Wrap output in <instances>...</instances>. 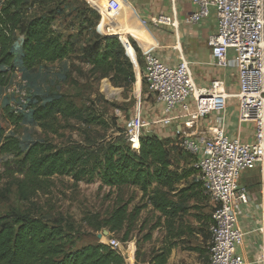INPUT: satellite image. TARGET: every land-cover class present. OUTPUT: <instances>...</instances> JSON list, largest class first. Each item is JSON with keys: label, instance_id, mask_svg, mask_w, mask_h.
Listing matches in <instances>:
<instances>
[{"label": "trees", "instance_id": "obj_1", "mask_svg": "<svg viewBox=\"0 0 264 264\" xmlns=\"http://www.w3.org/2000/svg\"><path fill=\"white\" fill-rule=\"evenodd\" d=\"M28 9V0H0V93L10 84L17 70L28 72L44 63L62 61L76 50L72 37L65 38L54 28L55 12L29 17ZM98 9L102 20L94 10L90 22L94 36L82 47L81 57L93 69L103 70L106 76L114 72L115 84L132 82L134 64L119 39L128 41L126 35L120 31H110L104 36L97 33L95 28L101 29L111 19L107 11ZM18 33L23 39L20 52L16 54ZM134 52L132 45H127V53L132 58ZM17 104L23 111L10 108L6 114L15 126L28 113L43 130L55 134L67 127L61 125V121L78 120L87 127L109 125L101 116L77 106L67 94L48 100L38 98L33 102L26 97V103L17 100ZM0 154L13 155L5 161L0 173V201L6 200L16 187L21 200L32 202L38 194L51 188L54 176H71L75 183L99 178L102 187L111 189L138 187L142 199L147 200L143 207L151 205L159 211V223L164 220L167 226L163 246L153 254L151 264H167L171 250L178 244L176 239L183 236L180 228L173 232L174 225L184 219L189 207L187 201L197 194L192 193L191 185L179 187L187 174L172 168L169 142L157 134L148 136L144 133L139 151L133 150L121 135L110 140L87 135L83 142L64 147L46 139L32 143L26 150L22 149L16 136L9 135L3 136ZM141 207L130 211L128 202L117 205L100 221L98 229H108L110 233L123 231L122 241L127 242ZM70 231L62 220L51 225L40 214L29 211L0 216V264H127L118 250L104 243L73 248ZM145 237L149 239L150 233ZM128 248L131 254L135 252L134 244L130 243ZM186 249L202 251L198 246ZM136 256L138 260L139 250Z\"/></svg>", "mask_w": 264, "mask_h": 264}, {"label": "rangeland", "instance_id": "obj_2", "mask_svg": "<svg viewBox=\"0 0 264 264\" xmlns=\"http://www.w3.org/2000/svg\"><path fill=\"white\" fill-rule=\"evenodd\" d=\"M32 2L33 0H28V16L55 12L54 28L65 38L71 36L76 42V50L62 61L44 63L28 72L23 69L17 70L10 84L0 93V143L3 141V136L9 135L16 136L24 150L32 143L46 139L53 141L59 147H64L73 142H83L87 135L94 139L105 140L121 135L127 141V123L135 116L142 118L147 102L153 101V96L149 94L143 77L145 63L142 47L144 46L121 24L112 20H107L101 29L98 26L95 28L97 33L103 36L109 35L110 31L124 33L128 40L125 42H129L135 50L133 58L134 60L137 58V61L133 63L134 80L115 84L117 77L114 72L106 76L103 70L93 69L81 57L82 47L94 36L90 24L94 18V10L100 14V21L102 20V14L90 0ZM123 3L134 9L128 0H123ZM123 24L126 27L124 20ZM22 39L18 33L14 49L16 54L20 52ZM59 94L69 95L77 106L87 113L101 116L108 121L109 125L87 127L78 120H70L68 123L61 121V125H67V127H62L59 133L55 134L43 130L30 113L18 126L11 124L7 119L6 114L10 112V108L15 110L18 107L17 100L26 99V97L31 102L38 98L48 100ZM148 130L151 129H144L142 134L144 135ZM170 149L172 168L187 174L179 187L191 185L192 193H197L187 201L189 207L184 219L177 221L174 225V233L178 228L183 230V237L180 240L176 239L175 242L178 241L177 243H180L184 250L190 252L195 251L186 248L203 246L202 253H206L208 248L205 244L210 237L213 206L202 191L195 156L184 151L179 144L170 146ZM12 158L11 154H0V173L5 161ZM246 173L248 172L242 174V178ZM52 180L51 188L38 194L32 202L21 200L14 187L9 197L0 201V216L29 211L31 214H40L51 225L62 220L71 230L73 248L117 239L121 243L119 252L124 256L127 264L129 262L126 259L125 249L130 243L135 245V252L129 260L133 264H151L153 254L163 246L167 236V226L164 220L159 223L160 215L151 205L143 207L147 200L142 199V192L138 187L124 186L112 189L107 186L102 187L99 178L78 183H75L71 176H54ZM123 202H128L130 211L137 206H142L127 242L122 241L123 231L109 232L105 235L104 230L108 229H98L100 221L108 217L114 208ZM149 233L151 237L147 239L145 236ZM137 250H139L138 260Z\"/></svg>", "mask_w": 264, "mask_h": 264}, {"label": "built area", "instance_id": "obj_3", "mask_svg": "<svg viewBox=\"0 0 264 264\" xmlns=\"http://www.w3.org/2000/svg\"><path fill=\"white\" fill-rule=\"evenodd\" d=\"M193 4L195 11L184 18L189 24L207 18L214 9L218 29L209 38L213 62L237 67L239 89L234 96L240 120L255 124L253 140L230 137L219 125L210 127L208 134L200 132L202 119L226 106L231 94L225 82L215 80L209 87H199L188 61L183 59L171 67L151 52L143 53V77L149 94L163 104L166 116L153 122L133 117L127 123V140L133 150L139 151L144 129L180 122V128H175L178 144L195 156L201 188L213 206L206 264H244V258L236 252L245 235L239 218L243 206L251 200L248 188L241 184L244 172L259 170L261 175L259 231L264 239V0H193ZM152 24L177 26V21L161 14ZM230 49L235 52L232 60L228 59ZM136 59L131 58L133 63ZM20 101L26 103L24 98ZM15 111H23V107L18 105ZM102 243L118 251L121 247L117 239Z\"/></svg>", "mask_w": 264, "mask_h": 264}, {"label": "crops", "instance_id": "obj_4", "mask_svg": "<svg viewBox=\"0 0 264 264\" xmlns=\"http://www.w3.org/2000/svg\"><path fill=\"white\" fill-rule=\"evenodd\" d=\"M90 2L95 7L107 11L111 16L110 20L121 24L127 32L132 33L145 47H142V55L144 52H151L171 67L177 66L185 59L189 62L194 82L199 87H209L215 80L225 82L231 96L224 108L212 110L202 119L198 127L200 132L207 133L210 127L219 125L230 137H237L246 142L253 140L255 124L252 121L240 120L238 100L234 96L239 89L237 67L235 65L221 67L213 62L209 38L216 34L218 29L214 9L207 18L198 23L189 24L184 21V18L195 11L193 0H128L136 11L123 3V0H90ZM161 14L172 16L177 21V26L167 24L154 26L153 19ZM123 20L126 22V27L125 23L122 25ZM234 57L235 52L230 49L228 59L232 60ZM164 116L166 114L163 104L153 97V101L147 102L142 118L153 122ZM175 124L166 127L152 125L147 129L153 130L161 138H166L170 147L179 143L175 128H180V122ZM241 184L248 188L251 200L249 205L243 206V212L239 218L245 235L243 242L236 245V252L242 255L244 264H264V239L259 231L262 225L260 210L262 186L259 170L248 171L241 178ZM157 213L161 215L159 211ZM209 241L210 237L206 244L204 243L207 248ZM198 247L202 248L201 252H190L184 250L178 243L171 250L167 264H206L208 252L202 253L203 246Z\"/></svg>", "mask_w": 264, "mask_h": 264}, {"label": "water", "instance_id": "obj_5", "mask_svg": "<svg viewBox=\"0 0 264 264\" xmlns=\"http://www.w3.org/2000/svg\"><path fill=\"white\" fill-rule=\"evenodd\" d=\"M120 38V37H119ZM120 40H121V42L123 43V45H124V47H126L127 48V45H129L127 42L125 43L121 38H120ZM126 54L130 57V58H132L131 57V55H129L128 53H127V50H126ZM155 134V132L153 131V130H148V131H146V135H148V136H153ZM104 234L105 235H108L109 234V231L108 230H104Z\"/></svg>", "mask_w": 264, "mask_h": 264}, {"label": "bare ground", "instance_id": "obj_6", "mask_svg": "<svg viewBox=\"0 0 264 264\" xmlns=\"http://www.w3.org/2000/svg\"><path fill=\"white\" fill-rule=\"evenodd\" d=\"M138 21H140V19H138ZM125 255L127 260L131 259L132 257L131 251L128 247L125 249Z\"/></svg>", "mask_w": 264, "mask_h": 264}]
</instances>
